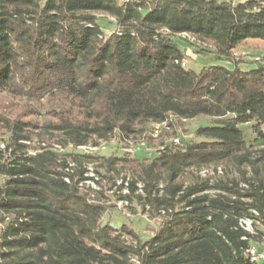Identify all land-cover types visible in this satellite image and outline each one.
<instances>
[{
  "label": "trees",
  "instance_id": "1",
  "mask_svg": "<svg viewBox=\"0 0 264 264\" xmlns=\"http://www.w3.org/2000/svg\"><path fill=\"white\" fill-rule=\"evenodd\" d=\"M100 14L114 18L112 29ZM182 33L210 44L230 67L187 68L178 40L195 42ZM249 40L264 41L262 0H0V95L55 104L42 126L2 118L9 134L0 142V264H258L249 250L259 237L240 221L264 223L263 184L244 194L237 182L220 183L227 194L209 195L205 180H176L190 167L254 169L264 161V60L242 70L245 58H228ZM194 118L206 123L180 146L163 140L170 132L161 128L151 157L118 147L142 132L149 143V124ZM36 129L61 134L67 150L48 138L29 146ZM110 138L120 153L75 149ZM253 144L262 145L254 159ZM91 161L127 170L128 191L141 182L144 206L165 210L147 239L102 221V192L85 183L92 178L82 165Z\"/></svg>",
  "mask_w": 264,
  "mask_h": 264
},
{
  "label": "rangeland",
  "instance_id": "2",
  "mask_svg": "<svg viewBox=\"0 0 264 264\" xmlns=\"http://www.w3.org/2000/svg\"><path fill=\"white\" fill-rule=\"evenodd\" d=\"M98 17L100 18L98 20L99 23L106 31L112 29V26L110 25L114 21L112 17L101 14L98 15ZM189 41L195 42V44L187 43L182 39L178 40L179 47L183 49L187 55V68L198 72L206 65H221L227 68L230 67V62L213 58V47L210 44L200 43L193 36H191ZM235 56L237 58L242 57L246 59V63L240 64V68L242 70L255 67L258 62L254 61V57H258L259 60L262 61L264 60V41L249 40L247 44L241 45L238 49L234 50L228 58L232 60L236 58ZM51 101L43 99L38 103H34L32 100L29 101L0 95V142L6 140L9 134V131L3 127L4 122L2 121V118H14L17 116L21 119L32 120L39 126H42L46 120L50 119V110H54L53 107L55 104H51ZM204 123H206V120L203 118L174 121V126L170 128L166 123L167 128H163V131L170 133L168 136H165L163 140L167 139V141H170V138L173 137H178L180 140H195V129L200 124ZM151 126L152 124H149V127ZM241 128L244 131L245 138L250 139L251 135L248 131V127L246 125H241ZM36 132L37 133H35L32 139L26 142L29 146L33 147L39 144L41 145L45 142L43 139L48 138L50 140L46 143L53 144L54 146L59 145L61 149L58 150H67L66 146L61 145L62 143L57 141L58 138H61V134L56 132L45 134L42 133L44 132L43 129H38ZM144 133L145 132H142L137 135L136 138L131 137L127 141H121L122 143H120L118 147L120 148L122 145H127L125 148L131 147L134 150L135 157L137 158L153 156L160 147L159 142L161 139L157 137L158 135L154 138L151 137L152 140L145 144L144 148L138 144L142 141ZM147 133H149V131ZM98 142L103 143L104 141L101 140ZM116 145L117 140L110 138L105 142V148L99 150L98 152L100 154L109 155L113 151L117 150L116 153H120L122 149L120 150L116 148ZM260 148H262V145L253 144L250 148V152L252 153L251 158L254 159L259 156L257 150ZM82 166L85 169L89 168L88 172L91 170L97 182L94 185L88 184L87 186H89V190H92L93 193L99 190L102 192L103 196L100 195L101 201H105L106 204V213L102 216L103 222H109L114 227L120 228L123 226L130 228L144 240L147 239L155 231L161 221L166 218V212L161 213V209H157L152 213L148 205L144 206L143 196L145 193L141 182L138 181L136 183V189L133 193L128 191L125 186L127 182L133 179V175L127 170L112 172L102 166H99L96 161L88 163L85 162ZM88 172L87 174L89 175ZM107 180H109V183H107ZM176 180L181 182L183 187L193 183L195 180H205L208 182L210 187L204 192L209 195L227 194L218 187L220 183L230 184L232 181L237 182L239 184V188L245 194L261 182L263 184L261 192L263 193L262 195H264V161L258 162L254 169L246 164L242 166H235L231 162L227 161L209 164L202 167H190L183 170ZM164 185L165 181L158 182L155 186V190L157 191H153V193L155 195H160L162 193L161 188H163ZM92 195L93 194H91V196ZM124 195L129 196L126 200L127 204L125 209L118 208V198ZM245 200L250 199H247L246 197ZM252 221L253 220L242 219L240 223L246 231L259 237L258 241L256 240L252 242L251 249L256 256L257 263L264 264V223L257 220L254 221L255 223H252ZM122 240L126 243H134L135 239L131 235L123 233Z\"/></svg>",
  "mask_w": 264,
  "mask_h": 264
},
{
  "label": "built area",
  "instance_id": "3",
  "mask_svg": "<svg viewBox=\"0 0 264 264\" xmlns=\"http://www.w3.org/2000/svg\"><path fill=\"white\" fill-rule=\"evenodd\" d=\"M114 19V18H113ZM182 37H186L187 39H190L191 36L189 34H186V33H182L181 34ZM254 60H259L258 57H254ZM186 64V60L183 59L181 60L180 62V65L181 66H184ZM161 128H167L166 126V123L165 122H159V123H152V126L150 127V132H149V135L152 136L153 138L156 137L159 133V130ZM171 142L174 144V145H179L180 144V140L178 137H173L171 139ZM105 142H98V144L94 145V144H84V145H78L76 146V150L77 151H80L82 153H85V154H94L96 152H98L99 150H102L105 148L104 146ZM139 146H142L145 148V142L144 141H140L139 143ZM0 147H3V145L1 144ZM55 148L57 149H61L59 145H56ZM124 152L130 154L131 156H134V150L131 148V147H128V148H123L122 149ZM89 171V168L86 169V173H85V176H88L92 179H89L87 180L85 183L88 185H94L96 183V180H95V176L94 174L91 172H88ZM87 172L89 173V175L87 174ZM127 204V201L124 200V199H120L118 202H117V207L118 208H122V209H125V206ZM161 213H165V210L161 209L160 210ZM250 254H251V259L252 260H255L256 259V256L254 255V252L253 250L250 248L249 250Z\"/></svg>",
  "mask_w": 264,
  "mask_h": 264
},
{
  "label": "crops",
  "instance_id": "4",
  "mask_svg": "<svg viewBox=\"0 0 264 264\" xmlns=\"http://www.w3.org/2000/svg\"><path fill=\"white\" fill-rule=\"evenodd\" d=\"M241 63H246V60H243ZM241 63H240V64H241ZM240 64H239V66H240Z\"/></svg>",
  "mask_w": 264,
  "mask_h": 264
}]
</instances>
